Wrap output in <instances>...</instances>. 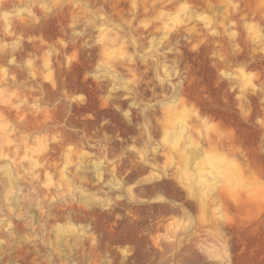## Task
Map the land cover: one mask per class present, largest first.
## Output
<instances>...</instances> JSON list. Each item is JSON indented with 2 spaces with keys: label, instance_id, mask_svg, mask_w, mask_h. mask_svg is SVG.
<instances>
[{
  "label": "clouds",
  "instance_id": "1",
  "mask_svg": "<svg viewBox=\"0 0 264 264\" xmlns=\"http://www.w3.org/2000/svg\"><path fill=\"white\" fill-rule=\"evenodd\" d=\"M0 264H264V0H0Z\"/></svg>",
  "mask_w": 264,
  "mask_h": 264
}]
</instances>
